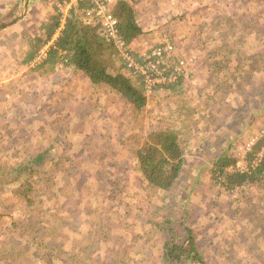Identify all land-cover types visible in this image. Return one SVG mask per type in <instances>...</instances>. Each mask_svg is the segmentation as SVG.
Masks as SVG:
<instances>
[{"label":"rangeland","instance_id":"rangeland-1","mask_svg":"<svg viewBox=\"0 0 264 264\" xmlns=\"http://www.w3.org/2000/svg\"><path fill=\"white\" fill-rule=\"evenodd\" d=\"M132 1L142 25L154 19L158 26L130 49L148 52L164 28L177 45L168 65L183 58L187 72L174 88H147L137 111L63 63L34 69L44 53L24 62L27 37L50 3L31 4L0 29V170L17 156L52 150L36 187L40 205L30 210L11 185H0V257L17 251L14 264H163L167 235L158 224L169 220L176 232L182 224L193 229L206 264H264V179L227 191L209 173L222 150L245 167L244 152L264 134V0H174L160 13L153 9L161 0ZM22 5L0 0V23ZM157 129L174 130L184 150L169 190L148 185L134 158Z\"/></svg>","mask_w":264,"mask_h":264},{"label":"trees","instance_id":"trees-1","mask_svg":"<svg viewBox=\"0 0 264 264\" xmlns=\"http://www.w3.org/2000/svg\"><path fill=\"white\" fill-rule=\"evenodd\" d=\"M53 0H28V7L34 3H48ZM71 0H57L60 4ZM92 0H75L64 14L54 6V12L40 22L38 30L27 37L28 49L24 62H30L39 57L40 50L47 45L45 55L41 56L39 64L34 69H55L63 63L75 71H81L92 84H104L117 95L124 98L134 109L142 108L147 97V88L172 87L182 82L179 76L169 82H158L147 87L140 73L132 72L134 77L125 73V63L114 43L103 36L96 19L85 20V11L94 9ZM110 12L117 18L118 32L125 45H130L134 39L143 33L139 25L135 9L129 0H115ZM14 12L5 17L13 16ZM0 22L2 16L0 15ZM137 60L139 53L132 51ZM171 68H168L170 71ZM134 78V79H133ZM264 145V134L257 138L244 152L245 167L236 166L237 158L226 151H220L210 160L211 181L219 187L233 191L242 189L254 183L263 182L264 153L259 152ZM52 150H34L26 156H17L11 169L0 170V185H11L15 198L21 199L26 207L34 209L40 205L42 197L36 194L38 182L41 183L40 173L47 164L46 158ZM137 170L141 178L150 186L160 190H169L180 177L184 166V150L179 135L172 129H157L148 132L134 152ZM48 159V158H47ZM13 175L11 178H7ZM55 182V181H54ZM30 209V210H32ZM1 216V215H0ZM13 227L24 226L22 221L12 220ZM183 232L174 230L169 220L158 224L164 230L167 239L162 244L163 264H206L199 251L194 231L182 224ZM24 228V227H23ZM35 240L33 238L31 241ZM38 241L39 244H43ZM3 249L2 246H0ZM110 249V248H108ZM112 250V249H111ZM14 259L0 257V264H14L19 252L9 254ZM23 258V257H20ZM20 261V260H19ZM53 264L54 261H49ZM62 263V262H61ZM20 264L22 262L20 261ZM56 264V263H55ZM59 264V263H58Z\"/></svg>","mask_w":264,"mask_h":264},{"label":"built area","instance_id":"built-area-1","mask_svg":"<svg viewBox=\"0 0 264 264\" xmlns=\"http://www.w3.org/2000/svg\"><path fill=\"white\" fill-rule=\"evenodd\" d=\"M92 1L95 3V7L86 10L84 17L86 20L96 19L98 21L101 34L112 41L119 50L126 70L140 73L144 77L147 87L158 82H169L179 76H185L187 72H185L183 58H178L176 63L171 66L168 65L167 60L171 58L176 48L170 39L164 38L161 43L152 47L148 52L140 54L141 60H137L132 54L130 46L125 45L119 36L117 18L110 12L108 6L110 0ZM169 67L170 71H168Z\"/></svg>","mask_w":264,"mask_h":264},{"label":"crops","instance_id":"crops-1","mask_svg":"<svg viewBox=\"0 0 264 264\" xmlns=\"http://www.w3.org/2000/svg\"><path fill=\"white\" fill-rule=\"evenodd\" d=\"M246 0H236L235 1V3H238V5H240V3H244ZM75 2V0H71L69 3H65V4H60V3H58L57 2V0H53V1H51V2H48V3H38L37 5H41V7H44V6H46L47 4H51V6H52V9L51 10H49L48 11V14H51V13H53L54 12V6H56V7H58L59 9H60V11L61 12H63L64 14L67 12V9L71 6V4H73ZM129 2L133 5V7L135 6L134 5V3H133V1L132 0H129ZM161 2V5H162V8L160 9V7H159V5H158V7L157 6H154V9L153 10H158L157 11V13H160V10H161V12L163 11V7L164 6H166L167 4L170 6V9L172 8V6L173 5H175L174 4V0H161L160 1ZM111 3V0H110V2H109V4ZM112 4H113V2H112ZM111 4V5H112ZM172 5V6H171ZM242 6H243V4H242ZM134 9H135V7H134ZM156 13V12H155ZM135 14H136V19H137V21H138V23H139V25L142 27V29H143V33L140 35V36H138L136 39H134L133 40V42L129 45L130 47H132V45L134 44V43H137V45L141 42V37H143V38H146L147 39V37L148 36H150L152 33H154L155 31H157V27L156 26H158V24H155L154 23V19H151L152 21H149L148 22V24H146V25H142L141 24V22L139 21V14H138V12H137V10H135ZM162 15V17H164V16H166L164 13L163 14H161ZM48 16H46L45 17V15L44 16H40V22H42L43 20H45L46 18H47ZM161 17V16H160ZM40 22H39V25H40ZM148 25H152V26H149L148 27ZM145 26V27H144ZM39 27V26H38ZM145 28V29H144ZM163 29L164 28H161V29H158V32H161L160 33V40H159V42H161L164 38H168V39H170L173 43H175V40H174V38L173 37H171V35L169 34V33H164V32H162L163 31ZM175 45V44H174ZM138 47V46H137ZM175 47H177V45H175ZM133 48V47H132ZM46 49H47V45H45L41 50H40V53H39V56L41 55V53H43V52H45L46 51ZM45 54V53H44ZM34 61V60H33ZM33 61H30V62H28V63H33ZM75 71V70H74Z\"/></svg>","mask_w":264,"mask_h":264},{"label":"water","instance_id":"water-1","mask_svg":"<svg viewBox=\"0 0 264 264\" xmlns=\"http://www.w3.org/2000/svg\"><path fill=\"white\" fill-rule=\"evenodd\" d=\"M27 7H28V0H23L21 13L18 16L14 17L13 19H11L7 22L0 23V29H3L5 27L17 22L20 18H22L23 15L25 14L26 10H27Z\"/></svg>","mask_w":264,"mask_h":264}]
</instances>
